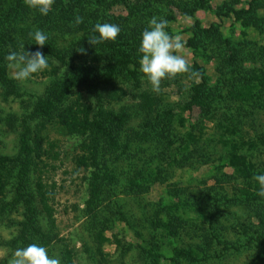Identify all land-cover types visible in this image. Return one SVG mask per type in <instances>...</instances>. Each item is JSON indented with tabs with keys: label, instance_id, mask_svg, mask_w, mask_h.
Instances as JSON below:
<instances>
[{
	"label": "rangeland",
	"instance_id": "rangeland-1",
	"mask_svg": "<svg viewBox=\"0 0 264 264\" xmlns=\"http://www.w3.org/2000/svg\"><path fill=\"white\" fill-rule=\"evenodd\" d=\"M153 16L198 79L151 91ZM105 22L121 33L94 47ZM22 45L49 61L27 81L6 59ZM2 73L0 264L33 243L61 264H264V0H0Z\"/></svg>",
	"mask_w": 264,
	"mask_h": 264
},
{
	"label": "clouds",
	"instance_id": "clouds-1",
	"mask_svg": "<svg viewBox=\"0 0 264 264\" xmlns=\"http://www.w3.org/2000/svg\"><path fill=\"white\" fill-rule=\"evenodd\" d=\"M56 0H24L25 6L41 16H48L53 11ZM83 23V17L76 16L75 24ZM169 21L163 17L153 16L148 27L142 32L138 48L140 72L151 86V91L159 93L161 82L174 79L177 75L190 73L192 78L198 79L200 74L180 53L185 44L179 35L172 36L167 31ZM121 33V28L114 23H97L93 35L88 40L92 46L115 42ZM38 49H43L49 40L46 32L36 29L29 33ZM16 69L15 79L27 81L33 76L43 73L49 68L48 57L42 51L29 53L24 50L13 52L6 58ZM259 184L258 195L264 198V174L255 175ZM9 264H61L59 258L49 256L47 249L36 243L16 250Z\"/></svg>",
	"mask_w": 264,
	"mask_h": 264
},
{
	"label": "trees",
	"instance_id": "trees-1",
	"mask_svg": "<svg viewBox=\"0 0 264 264\" xmlns=\"http://www.w3.org/2000/svg\"><path fill=\"white\" fill-rule=\"evenodd\" d=\"M0 78L2 79V81L3 82H5V83H8V82H10V79L5 75V73H2L1 75H0ZM45 209H46V206H45ZM47 211V210H46ZM48 212V211H47ZM46 212V213H47Z\"/></svg>",
	"mask_w": 264,
	"mask_h": 264
}]
</instances>
